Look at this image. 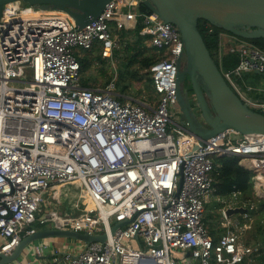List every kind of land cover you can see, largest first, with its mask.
Instances as JSON below:
<instances>
[{"label":"built area","instance_id":"obj_1","mask_svg":"<svg viewBox=\"0 0 264 264\" xmlns=\"http://www.w3.org/2000/svg\"><path fill=\"white\" fill-rule=\"evenodd\" d=\"M143 1L109 0L80 28L64 13L41 11L22 0L3 3L0 252H10L34 232L36 221L106 234L104 241H80L75 250L45 264H242L255 250L241 240L239 230L247 226L231 222L225 208V230L214 240L204 210L216 155L247 160L254 195L264 196V133L226 129L195 147L197 137L171 112L184 54L180 32L155 11L140 10ZM137 23L161 53L150 66L156 98L122 102L112 80L103 87L82 86L75 49L99 44L102 57H110L116 44L113 26L128 29ZM237 38L233 34L219 44V58L224 46L238 55L235 66L221 73L250 108L264 112V97L245 95L259 88L241 81L244 73H264V49ZM65 184L82 191L78 212L42 213L40 202ZM236 199L233 193L231 200ZM121 220L129 221L111 233ZM35 248L38 254L43 250ZM183 251L189 257H181Z\"/></svg>","mask_w":264,"mask_h":264},{"label":"water","instance_id":"obj_2","mask_svg":"<svg viewBox=\"0 0 264 264\" xmlns=\"http://www.w3.org/2000/svg\"><path fill=\"white\" fill-rule=\"evenodd\" d=\"M13 0H0V15L3 3ZM42 9L61 10L72 17L77 27H83L96 18L109 0H22ZM151 11L159 17L174 24L181 35L184 46V66L177 73V90L179 83L187 75L198 100L200 112L208 125L207 128L193 123L186 114V130L197 137L198 144H202L208 137L231 129L241 134L264 133V112L250 108L224 79L221 71L211 57L198 29V19L205 18L234 35L244 38L264 37V0H144ZM241 26L252 27L243 29ZM181 61V60H180ZM199 80L205 85L199 83ZM206 90L210 98L207 104L203 98L200 86ZM178 96V94L176 93ZM245 95L248 96L247 93ZM181 102V99H179ZM183 104V101H182ZM202 127V126H201ZM181 173V169H180ZM181 178L175 194L178 193ZM243 205L229 206L224 209L225 216L243 215L247 212ZM129 220L113 223L111 233ZM50 237H63L82 241L88 244L92 241H104L106 234L88 233L61 227H43L25 234L10 252H0V264H9L16 260L25 247L37 240ZM189 252H180V256H187ZM191 264V263H188Z\"/></svg>","mask_w":264,"mask_h":264},{"label":"trees","instance_id":"obj_3","mask_svg":"<svg viewBox=\"0 0 264 264\" xmlns=\"http://www.w3.org/2000/svg\"><path fill=\"white\" fill-rule=\"evenodd\" d=\"M138 8L144 11L150 10L143 3H140ZM141 27L142 25L137 23L133 28L113 29V33L118 36L119 44L121 45L120 48L130 54L128 60L126 62L122 61L121 63L122 69L120 70H123L119 77V80L121 78V81L117 79L116 84L118 85V81L119 83L121 82L122 84L120 85L121 87L119 91L122 93V95H129L133 98L138 96L127 94L128 86L133 82H142V80H145L149 84V87L154 89L150 66L161 58V53L155 51V48L149 44L150 36L140 33ZM198 29L211 57L213 58L219 70L222 71L223 69L235 66L238 61V55L236 53L225 50L221 54L220 58L217 55L222 33L229 31H226L222 27L211 23L205 18L198 19ZM229 33L232 34L231 32ZM245 39L264 49V37L260 36ZM75 55L80 64V74H82L84 72L83 70H86L90 66V63L92 64L91 61H93V56H96V58H103L100 52L99 44H94L90 49H75ZM131 65L134 66L131 67ZM110 79L111 78L105 81V84H103L102 87L105 86ZM80 83L84 87H92L89 81H82ZM188 90L190 94H193L190 84H188ZM255 93L256 92L251 91L249 93L250 97L258 95ZM262 94L263 93H260L258 96L264 97V94ZM122 95H116V97L123 98ZM212 160L214 162V169L211 172L212 195L215 198H221L231 196L233 193H237L241 202H252L254 204L253 209H248V215L246 217L253 215V212L257 211L259 218H264V196L257 197L254 195L252 171L240 163V157L234 154L216 155L212 157ZM218 214L222 215V212L219 210ZM239 217H243V215H239ZM33 225L40 226L41 222L36 221ZM259 228L261 231V236L260 238H256L255 243L258 245L260 244L261 247L259 248L257 245H253V247L257 246V250L254 252L258 251L259 249V259L261 264H264V224L260 225ZM254 252L248 256V261L245 260L242 262V264H251V258Z\"/></svg>","mask_w":264,"mask_h":264},{"label":"rangeland","instance_id":"obj_4","mask_svg":"<svg viewBox=\"0 0 264 264\" xmlns=\"http://www.w3.org/2000/svg\"><path fill=\"white\" fill-rule=\"evenodd\" d=\"M52 10H54V9H52ZM241 28L249 30L252 27L241 26ZM231 36L232 35H230L229 32H224V33H222L221 38L223 40H229V39H231ZM237 39L246 40L245 38H239V37ZM120 46L121 45L119 44V41L116 40L115 47L112 49L113 52L111 53V56L109 57V59L106 62H104V64H101L99 61L98 62H92V64L90 63V66L86 70H83L84 72L82 74H80V82L89 81L91 83V86H93V87L94 86L102 87V85L105 84V81H107L109 78H111L110 80L115 82V92L117 94L122 95V93L119 91L120 87H121L120 85L122 84L121 82L119 83V81H121V78L119 80V77H120V73L123 72V70L122 71L120 70V69H122L121 63H122V61L126 62L129 58L130 54L127 53L125 50L121 49ZM223 50H226V46H224ZM223 50L221 49V52ZM217 55H218V52H217ZM132 66H134V65H131V67ZM181 66H182V69L185 68V66H183V65H181ZM115 72L117 73V75H119V77H117V79L119 80L118 85L116 84L117 79L114 77ZM248 80H249V83L253 84V86L255 88H259V91H253V92H257L258 95H260V91H262V93H263L264 73H260V74H256L255 72L244 73L242 78H241V81L246 83L245 81H248ZM199 83H201L203 86H205L201 82V80H199ZM202 85L200 86L202 94H203L202 96H203L205 102L207 104H209L210 103L209 95L207 94L206 90L202 87ZM127 94L138 96V97H135L134 99L140 100V101L146 100V99L152 100V99L156 98V96H157V92L154 89H152L151 87H149V84L145 80H142V82L136 81V82L131 83L128 86ZM177 94H178V97H177L178 105L175 104L174 107L171 108L173 119H175L176 117L178 118V116H179L182 120H186V114L184 112V108H183V112L182 113L180 112V108L183 105H185V108L187 109V114L189 115V117L192 118L195 126L198 125V126H200L198 128H203V129L207 128L208 125L204 121L203 115L200 112V108L198 105L197 98L192 93L191 94L188 93L189 95L185 94V92L182 88V82L179 83ZM125 96H129V95H125ZM117 98L123 102V101H125L126 97H123L124 99L121 97H117ZM179 99H181V102ZM182 101H183V104H182ZM184 101L186 104L184 103ZM179 104H180V107H179ZM55 191L56 190L51 191L50 196L47 197L46 201L44 200V201L40 202V211L42 213L48 212L49 209H54V210L59 211V212H62L65 210L75 212V213L78 212V209L75 208L73 204L76 202L77 198H79V195L82 193V191L80 190L79 187H77L75 184H65V185L60 186V190H58L59 193L55 192ZM257 197H259V196H257ZM212 206H213V201H210V198H209V200H207V202L205 203L204 223H206L207 219L210 220V218H219L217 215H215L214 212L210 211ZM239 218H243L242 219L243 221H245L244 218H250L251 219V220H247L250 223L249 227H246L244 229L239 230V234L241 235V240L245 244H249L252 246L257 245L260 248L261 247L260 244L259 245L256 244L255 241H256V238H260V236H261V233H260L261 231H260L259 227H260V225L264 224V218H259V214L257 211H254L253 215H250L249 217L243 216V217H239ZM219 221H220V219L217 221L216 226L219 225V223H218ZM257 226H258V228H257ZM69 240H72V239H69ZM257 246L255 247V250H257ZM259 256H260V254H259V249H258V251L254 252V254L251 258V264H261Z\"/></svg>","mask_w":264,"mask_h":264},{"label":"crops","instance_id":"obj_5","mask_svg":"<svg viewBox=\"0 0 264 264\" xmlns=\"http://www.w3.org/2000/svg\"><path fill=\"white\" fill-rule=\"evenodd\" d=\"M36 7H37L38 10L45 11V12H58L60 14L64 13L63 11L58 10V9L57 10H55V9L52 10V9H50V7L47 8V9H42V8H40L38 6H36ZM64 14H66L68 17H70L67 13H64ZM70 18L73 21L72 17H70ZM113 29H115L114 26H113ZM113 35L116 37V40L119 41L118 36L115 33H113ZM221 40H222V42L224 41L222 38H221ZM76 49H79V48H76ZM155 51H156V49H155ZM108 59H109V57L96 58V56H93V59H92L93 61H91V62H98L99 61L101 64H103ZM114 77L117 79V77H119V75H117V73L115 72ZM245 82L250 84L249 80L245 81ZM94 87H99V86H94ZM250 92L251 91H248V96L249 97H250V94H249ZM260 93H262V91H260ZM255 94H257V92ZM263 94H264V92H263ZM127 97H131V96H126L125 100L127 99ZM251 97L259 98V99L262 98V97H260L258 95L257 96H251ZM131 98H133V97H131ZM240 163L244 167L248 168L247 167L248 166V161L247 160H240ZM77 187H79V186H77ZM253 192H254V189H253ZM47 196H50V194L47 195ZM209 198H210V201H213V206L210 209V211L214 212L215 215H217L219 218H210V220L207 219L205 225H206L210 235L213 237V239L217 240V238L220 236V234H222L224 232V230H225L224 224H225V221H226L225 218L222 215L218 214L219 210L222 212V209H224L226 207L239 206V205L247 206V204H249V203L241 202L239 200L240 197H238V194H237L236 201H232L231 200V196L215 198L212 195V193H210V195L208 196L207 200H209ZM78 200L79 199L77 198L76 202L73 204L74 207H76V203L78 202ZM220 202H221L222 205L220 204ZM217 203H219V204H217ZM64 212H67V213H70V214H74L75 213V212H71V211H68V210L62 211L60 213H64ZM237 217L239 218V214H234L232 216H228L227 218L228 219L230 218L229 220L231 222L238 223L239 226H247V227L250 226V223L247 221V220H251L250 218H244L245 221H243L242 220L243 218H239L238 219ZM219 219H220V221L218 222L219 225L216 226L217 221ZM34 227L36 229H39V228H43V227H57V225H55V223L49 221V222H41L40 226L37 225V226H34ZM79 243H80V241H78V240H74V239L69 240V238H63V237L43 238V239L37 240L36 242H33L30 245H28L27 247H25V249L23 250L22 254L16 260L10 262L9 264H16V263H18V264H45L54 255L62 254L65 251H68V250H70V251L75 250V246H78ZM36 246H42L43 247V250H42V252L40 254H38L36 252V248H35ZM188 255L185 256V258L189 257ZM211 264H215L213 260H211Z\"/></svg>","mask_w":264,"mask_h":264},{"label":"flooded vegetation","instance_id":"obj_6","mask_svg":"<svg viewBox=\"0 0 264 264\" xmlns=\"http://www.w3.org/2000/svg\"><path fill=\"white\" fill-rule=\"evenodd\" d=\"M181 65L184 66V60H183V59L179 62L178 72H180V71L182 70V66H181ZM181 82H182V88H183L185 94H188V93H189V90H188V84H190L189 77L186 75V76L184 77L183 81H181ZM190 85H191V84H190ZM177 92H178V90H177ZM189 94H190V93H189ZM189 94H188V95H189ZM177 97H178V96L176 95V98H175L174 101L171 103V107H174L175 104L178 105ZM184 103H185V101H184ZM185 104H186V103H185ZM179 107H180V104H179ZM180 112H181V113L183 112V108H182V107L180 108ZM172 117H173V116H172ZM174 121H176L177 123H185L186 120H182V119L178 116V118L176 117V118L174 119Z\"/></svg>","mask_w":264,"mask_h":264}]
</instances>
